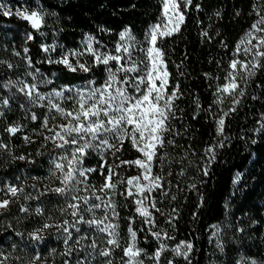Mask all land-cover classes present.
Returning a JSON list of instances; mask_svg holds the SVG:
<instances>
[{
  "label": "trees",
  "instance_id": "obj_1",
  "mask_svg": "<svg viewBox=\"0 0 264 264\" xmlns=\"http://www.w3.org/2000/svg\"><path fill=\"white\" fill-rule=\"evenodd\" d=\"M0 3L12 10L27 7L29 11L39 4L49 13L41 29L44 35L41 36L29 27L28 22L14 14L4 16L0 12V61L13 65L9 69L7 63L0 64V97L10 100L9 107L3 109L4 117H0V139L10 146V151L0 150V186L4 182L16 183L18 178L24 183L25 192L37 196L38 192L31 185H37L40 191L45 186H57L47 179L52 167L48 149L52 145L41 147L45 143L43 138L32 134L33 129H39L42 114L46 113L44 109L32 108L41 119L31 121L27 98L17 88L9 90L2 85L9 79L32 82L31 77L25 76L26 72L32 70L27 66L25 56L31 57L34 67L52 80L51 84L41 87V91L59 90L62 86H83L92 79L99 84L104 76L102 67H94L87 73L79 70L73 73L62 64L47 63L49 55L57 59L62 52L82 50L88 36L111 49L117 43L119 33L125 29H131L133 35L143 41L147 30L161 16L162 0H0ZM197 3L200 4L199 10L195 9ZM253 3L254 0H193L180 33L164 41L172 82L178 81L184 93L183 98L176 101L182 109L178 113L182 119L173 121L182 133L176 140L184 148L191 147L188 159L184 161L183 177L176 175L181 165L172 164L173 176L170 179L173 189L169 197L158 204L165 215L156 214L157 228L153 230L163 228L175 237L166 241L169 248L181 240L191 241V264H241L242 260L245 264L248 261L264 264V128L260 127L264 123V69L251 79L237 111L227 119L225 135L228 139L219 137L224 147L216 149V158L208 174L204 175L201 170L207 159L204 148L217 139L215 120L205 109L211 105L212 112L217 111V106L213 104V93L216 85L224 82L228 61L232 58L231 53L236 44L257 19L252 11ZM218 11L220 16L215 15ZM26 30L32 32L33 40H26ZM203 31H207L212 39L204 37ZM222 42L227 44V48L222 46ZM53 43L57 45L55 52L45 53L41 48L42 44ZM25 47L29 49L27 54L23 51ZM17 52L19 56L15 55ZM80 61L91 63L92 58L86 54ZM181 62L182 66L177 70L175 65ZM205 73L210 74V77H206ZM217 76L219 80L214 79ZM197 99L201 105L199 109ZM15 123L26 125L25 131L9 136L4 128ZM25 134L31 135L35 143H25ZM38 151L40 155H37ZM168 151L178 156L182 149L169 148ZM21 155L27 159L16 158ZM119 155L122 159L131 160L138 153L126 143ZM97 159L91 156L86 166H96ZM188 160L192 161V165H188ZM126 174L137 173L132 169ZM92 181L99 184L102 179L94 174ZM178 182L179 190L175 187ZM193 182L196 183L195 189L189 187ZM173 194L176 195L175 200L170 199ZM117 201L119 205L126 204L122 197H118ZM21 204L28 206L31 214L21 212ZM62 204L61 199L49 192L35 200L25 201L21 197L8 210L0 212V249L6 255L12 254L9 264H32L37 252L41 259L35 264H64L65 259H69L72 264L75 261L76 253L70 258L61 255L64 244L55 229L43 233L41 242L33 241L28 236L45 222V216L51 215L54 220L60 218L59 212L55 210ZM38 206L44 209V216L35 214L34 209ZM132 207L128 203L127 207L118 209L123 237L127 235V221L124 218L131 214ZM174 208L178 210V215L172 226L166 220L167 214ZM139 224L140 221H137L133 227ZM213 225L218 226L219 231ZM82 230L86 231L87 226H82ZM17 232L23 235L18 236ZM138 241V246L147 253V256H141L144 264H154L150 257L158 247V242L147 229L138 234ZM218 243L222 245V250L217 246ZM83 255V252L79 253L80 258ZM122 255V251L117 249L113 253V264H121ZM15 257H19V260ZM171 257V251L164 253L160 264H166V258ZM100 259L97 258L93 264H99ZM174 264L188 262L177 257Z\"/></svg>",
  "mask_w": 264,
  "mask_h": 264
},
{
  "label": "snow or ice",
  "instance_id": "obj_2",
  "mask_svg": "<svg viewBox=\"0 0 264 264\" xmlns=\"http://www.w3.org/2000/svg\"><path fill=\"white\" fill-rule=\"evenodd\" d=\"M192 6L193 0H162L161 16L147 30L143 41L138 40L131 29H125L119 33L118 41L111 49L88 36L82 50L62 52L57 59H52L49 55L47 63L62 64L73 73L78 70L87 73L94 67H102L104 76L99 84L92 79L83 86H62L59 90L41 91V87L51 84L52 80L34 67L31 57L25 56L27 66L32 69L25 76L31 77L32 82L9 79L2 85L9 90L17 88L27 98L31 121L41 119L32 108L45 110L39 129H33L32 134L43 138L45 143L41 147L52 145L48 149L52 167L47 179L57 186H45L40 191L33 184L31 187L38 192L37 196H33L25 192L24 183L18 178L16 183L4 182L0 186V210H8L21 197L25 201L35 200L50 192L61 199L62 206L55 210L59 212L60 218L54 220L51 215L45 216V222L28 233V236L33 241L41 242L44 239L43 233L48 229H55L64 244L61 255L70 258L73 253L77 254L72 264H93L97 258H101L99 264H113V253L117 249L123 253L121 264H144L141 256H147V253L138 246V234L146 229L158 242V247L150 257L154 264H160L162 255L169 251L172 257L166 258V264H174L177 257H182L191 264V241L181 240L169 248L166 241L175 237L166 229H153L157 228L156 214L165 215L158 204L169 197L173 189L170 179L173 176L172 164L181 165L176 175L183 177L184 161L188 159L191 147L184 148L176 140L177 136L182 135L173 123L182 119L178 115L182 109L176 101L182 99L184 93L178 81L172 82L164 41L180 33L186 23V13ZM195 9H200L199 3L195 5ZM252 11L257 19L236 44L231 53L232 58L228 61L224 82L217 84L213 93V104L217 106V111L213 113L211 105L205 109L215 120L217 139L204 148L207 158L201 169L204 175L208 174L211 163L215 161L216 149L223 148V140L228 139L225 135L227 119L237 111L251 79L264 69V0H254ZM0 12L4 16L16 15L28 22L32 30L44 35L41 29L45 26V17L49 13L42 5L38 4L31 11L25 7L12 13L11 9L0 3ZM215 15L220 16V12ZM202 35L212 39L207 31H203ZM25 38L33 40L34 36L31 31L26 30ZM222 46L227 48L226 43L222 42ZM41 48L45 53H51L56 51L57 45L42 44ZM23 51L27 54L29 49L25 47ZM86 54L92 58L91 63L80 61ZM15 55L19 56L20 53ZM2 63H7L9 69L13 68L11 63L0 61ZM182 63L175 65L177 70ZM178 74L184 75L183 72ZM205 76L210 77V74L205 73ZM214 79L219 80L220 77ZM9 104V98L0 97V117H4L3 109L8 108ZM225 104L228 105L227 108L224 107ZM196 105L198 109L201 107L198 99ZM260 127L264 128V123ZM25 128L26 125L15 123L5 126L4 132L15 136L23 133ZM219 137H223V140ZM23 140L25 143H35L28 134L23 135ZM126 143L138 153L136 158H121L119 154L124 151ZM169 148H180L182 151L178 156H173L168 151ZM0 150L10 151L9 144L2 139ZM40 154L38 151L37 155ZM192 154H195L194 151ZM93 155L98 158L96 166H86V161ZM16 158L27 159L23 155ZM188 165H192L191 160H188ZM132 169L137 174L127 175ZM94 174L102 179L101 183L92 181ZM175 187L179 190V182ZM189 187L195 189L196 183L193 182ZM118 197H122L126 204L119 205ZM170 199L175 200L176 195H171ZM128 203L133 207L131 214L124 218L127 221V235L123 237L118 209L127 207ZM20 211L31 214L30 208L25 204L20 205ZM34 212L44 216L42 207H36ZM167 215L166 223L174 226L178 210L174 208ZM137 221L140 224L133 227L137 225ZM84 225L87 226L86 231L82 230ZM213 228L219 231L218 226L213 225ZM16 235L22 236L23 233L17 232ZM217 246L222 250L221 244L218 243ZM12 247L15 250V244ZM80 252L84 253L83 258H80ZM10 259L12 254L6 255L0 249V264H9ZM15 259L19 260V257ZM40 259L37 252L32 258V264ZM64 264H70V260L65 259ZM241 264L245 262L242 260ZM247 264L256 262L248 261Z\"/></svg>",
  "mask_w": 264,
  "mask_h": 264
},
{
  "label": "rangeland",
  "instance_id": "obj_3",
  "mask_svg": "<svg viewBox=\"0 0 264 264\" xmlns=\"http://www.w3.org/2000/svg\"><path fill=\"white\" fill-rule=\"evenodd\" d=\"M11 11H12V13H15L17 10H12L11 9ZM241 58H243V57H241ZM3 211H5V210H0V212H3Z\"/></svg>",
  "mask_w": 264,
  "mask_h": 264
}]
</instances>
